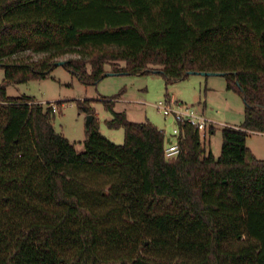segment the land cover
I'll return each mask as SVG.
<instances>
[{"label":"trees","instance_id":"16d2710c","mask_svg":"<svg viewBox=\"0 0 264 264\" xmlns=\"http://www.w3.org/2000/svg\"><path fill=\"white\" fill-rule=\"evenodd\" d=\"M65 55L85 85L221 72L244 121L220 128L217 157L181 124L168 159L162 130L114 109L119 94L100 101L122 144L77 100L93 116L78 152L52 103L6 94ZM0 68V264H264V160L246 146L264 134V0H0Z\"/></svg>","mask_w":264,"mask_h":264},{"label":"rangeland","instance_id":"374dc122","mask_svg":"<svg viewBox=\"0 0 264 264\" xmlns=\"http://www.w3.org/2000/svg\"><path fill=\"white\" fill-rule=\"evenodd\" d=\"M74 57L65 55L59 61ZM123 65V62L119 63V66ZM105 70L109 71L110 67L105 66ZM3 81L4 74L0 68V84ZM6 94L10 97L30 96L42 105L61 102L52 120L53 129L74 143L78 152L83 150L86 114L78 111L77 100H92L91 106L102 135L115 144H122L123 130L106 126L105 121L110 118V114L100 100L119 94L117 101L113 102L116 111H124L127 118L134 122L147 120L169 136L175 122L171 117L159 113L156 104L172 97L175 102L192 107L214 125L213 135H209L208 131L199 135L206 150L210 149L215 157L220 153V128L225 125L239 126L244 121L243 99L236 91L226 88L223 75L191 74L167 81L163 75L155 73L116 74L104 76L95 84L85 85L63 66H56L43 79L9 84ZM246 146L257 159L264 160V134L250 132Z\"/></svg>","mask_w":264,"mask_h":264},{"label":"built area","instance_id":"2783aa9c","mask_svg":"<svg viewBox=\"0 0 264 264\" xmlns=\"http://www.w3.org/2000/svg\"><path fill=\"white\" fill-rule=\"evenodd\" d=\"M52 110L55 112L56 107L52 103ZM156 108L159 113L165 117H171L175 122V127L172 130L171 135L167 136L164 133V156L168 159L175 158L179 154V137L181 124H189L194 126L197 131L204 133L208 131L209 126L212 124L205 117L198 114L192 107L184 106L180 103L175 102L173 99L169 98L164 101H159L156 104Z\"/></svg>","mask_w":264,"mask_h":264},{"label":"water","instance_id":"95a60500","mask_svg":"<svg viewBox=\"0 0 264 264\" xmlns=\"http://www.w3.org/2000/svg\"><path fill=\"white\" fill-rule=\"evenodd\" d=\"M64 61H58L56 62V66H63ZM196 74V75H203V76H209V75H222L221 72H187V75ZM93 116L92 115H86L85 118V128H88L90 125V122L92 121Z\"/></svg>","mask_w":264,"mask_h":264},{"label":"crops","instance_id":"0c3cea01","mask_svg":"<svg viewBox=\"0 0 264 264\" xmlns=\"http://www.w3.org/2000/svg\"><path fill=\"white\" fill-rule=\"evenodd\" d=\"M171 99H173L172 97H171ZM174 100V99H173ZM175 101V100H174Z\"/></svg>","mask_w":264,"mask_h":264}]
</instances>
